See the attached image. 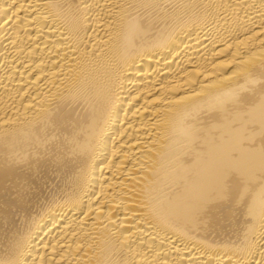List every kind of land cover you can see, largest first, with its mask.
<instances>
[{"label": "bare ground", "instance_id": "1", "mask_svg": "<svg viewBox=\"0 0 264 264\" xmlns=\"http://www.w3.org/2000/svg\"><path fill=\"white\" fill-rule=\"evenodd\" d=\"M0 264H264V0H0Z\"/></svg>", "mask_w": 264, "mask_h": 264}]
</instances>
